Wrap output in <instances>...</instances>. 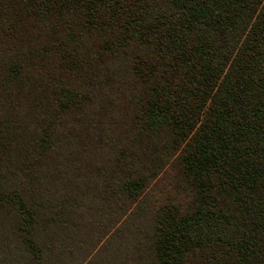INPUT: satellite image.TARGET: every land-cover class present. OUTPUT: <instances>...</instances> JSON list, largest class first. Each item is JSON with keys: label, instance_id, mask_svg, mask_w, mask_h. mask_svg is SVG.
I'll return each mask as SVG.
<instances>
[{"label": "trees", "instance_id": "1", "mask_svg": "<svg viewBox=\"0 0 264 264\" xmlns=\"http://www.w3.org/2000/svg\"><path fill=\"white\" fill-rule=\"evenodd\" d=\"M0 264H264V0H0Z\"/></svg>", "mask_w": 264, "mask_h": 264}]
</instances>
